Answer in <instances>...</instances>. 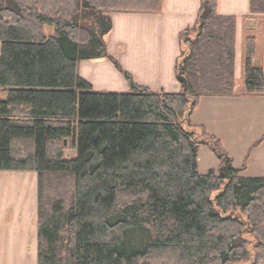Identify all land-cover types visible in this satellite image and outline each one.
<instances>
[{"label":"trees","instance_id":"1","mask_svg":"<svg viewBox=\"0 0 264 264\" xmlns=\"http://www.w3.org/2000/svg\"><path fill=\"white\" fill-rule=\"evenodd\" d=\"M200 1L178 37L186 92L165 93L136 86L105 43L111 14H159L161 0H0V172L36 175L37 264H239L248 234L264 264V178L241 177L190 121L201 97L235 93V18ZM249 13L264 15V0ZM254 54L247 37L242 95L264 94ZM103 59L128 92L79 77V63ZM201 146L229 161L227 180L199 174Z\"/></svg>","mask_w":264,"mask_h":264},{"label":"crops","instance_id":"2","mask_svg":"<svg viewBox=\"0 0 264 264\" xmlns=\"http://www.w3.org/2000/svg\"><path fill=\"white\" fill-rule=\"evenodd\" d=\"M200 10V0H161L159 14H111L112 27L105 39L107 53L136 86L152 92L179 93L182 85L175 78L181 53L178 37L196 24ZM215 10L219 16L235 18V84L243 76L247 37L255 39L253 65L264 72V15H251L249 0H216ZM77 72L95 92L129 91L125 78L108 60L81 62ZM242 94L243 89L235 87L232 96L201 97L190 117L194 129L218 140L227 155L230 149L223 143L232 140L239 146L246 134L242 132L247 127L246 116L264 108V94ZM257 142L241 150L235 163L230 157L234 169L245 165L241 177L264 178V140L255 146ZM197 164L201 175L220 170L219 159L206 146L199 147ZM36 197L34 173L0 172V264H37Z\"/></svg>","mask_w":264,"mask_h":264},{"label":"rangeland","instance_id":"3","mask_svg":"<svg viewBox=\"0 0 264 264\" xmlns=\"http://www.w3.org/2000/svg\"><path fill=\"white\" fill-rule=\"evenodd\" d=\"M235 87H236V90L243 89V76L241 77L240 81H238V79H236ZM0 98L2 99L3 97L0 96ZM239 101H240V99H239ZM248 102H250V101H248ZM252 116H253V118H252ZM240 119H242L241 116H240ZM246 119H247V121L245 123H246L247 127L242 131L244 133L246 132V134L243 135V138L241 139L239 146L237 144L235 145L232 140H227L226 142L223 143L224 147H226L227 149H230L228 152L229 154L227 155L228 159H230V157L233 156L234 157V163L236 161V155L239 154L241 152V150L246 151V149L249 147L250 144L257 142L259 139H261L264 136V108H261L260 112H258L257 109L254 110V115L248 114L246 116ZM251 121L253 122V125H252ZM250 122H251V126H250ZM199 132H197V133H199ZM64 147H65V152H64L65 157H67V158L73 157L74 158L75 157V150L71 149V147L67 144V142H66ZM242 153L245 154L246 152H242ZM223 167H224V165L220 166V170L216 171L215 173L224 175ZM216 195H217L216 193H213L212 198H214ZM237 216H239V214H237ZM247 230H248V227H247L246 231ZM244 239L246 240V243H247V245L245 246L246 251H247V258H246V261L239 263V264H252L254 257H255V254H256L255 253L256 252V250H255L256 241L253 239V236L251 234L244 235Z\"/></svg>","mask_w":264,"mask_h":264},{"label":"water","instance_id":"4","mask_svg":"<svg viewBox=\"0 0 264 264\" xmlns=\"http://www.w3.org/2000/svg\"><path fill=\"white\" fill-rule=\"evenodd\" d=\"M206 13H207V8H206V6L204 7V10H203V12H202V14H201V16H200V19H204L205 18V16H206ZM181 85H182V90H183V92H186V89H187V86H186V83H185V81H181ZM64 146H65V144H66V141H64ZM228 160L227 159H225L224 160V167H223V172L224 173H226L224 176H222L224 179H228L229 178V176H228V169H229V165H228Z\"/></svg>","mask_w":264,"mask_h":264}]
</instances>
